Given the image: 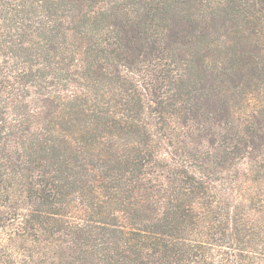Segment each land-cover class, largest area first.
<instances>
[{"label": "trees", "instance_id": "1", "mask_svg": "<svg viewBox=\"0 0 264 264\" xmlns=\"http://www.w3.org/2000/svg\"><path fill=\"white\" fill-rule=\"evenodd\" d=\"M0 264H264V0H0Z\"/></svg>", "mask_w": 264, "mask_h": 264}, {"label": "rangeland", "instance_id": "2", "mask_svg": "<svg viewBox=\"0 0 264 264\" xmlns=\"http://www.w3.org/2000/svg\"><path fill=\"white\" fill-rule=\"evenodd\" d=\"M31 104L34 108H38V107H42L43 106V101L38 99L37 97H32L31 98ZM225 173V172H222V174Z\"/></svg>", "mask_w": 264, "mask_h": 264}]
</instances>
